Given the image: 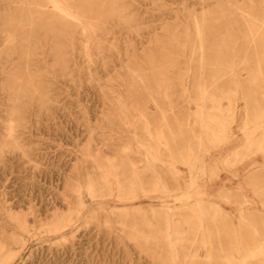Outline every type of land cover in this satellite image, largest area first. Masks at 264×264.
<instances>
[{
  "label": "rangeland",
  "instance_id": "1",
  "mask_svg": "<svg viewBox=\"0 0 264 264\" xmlns=\"http://www.w3.org/2000/svg\"><path fill=\"white\" fill-rule=\"evenodd\" d=\"M7 1L0 0V85L22 68V73L28 71L40 85L42 95L35 106L27 96H22V104H15L12 94L0 89V236L25 241L23 259L14 264L25 260L26 264H173L160 204L179 208L182 216L191 217L186 206L193 201L182 205L174 197L162 199L156 194L151 199L141 195L133 204L120 203L114 194L91 199L85 192L86 180L102 178L107 161L114 160L120 165L121 180L132 179L135 173L136 181L151 189L156 172L172 190L184 186L189 167L180 154L185 155L188 140L199 147L195 138L201 136L196 100L202 82L210 94L226 93L234 99L231 104L237 117L230 129L233 140L239 142L232 151L240 149L243 135L239 125L245 110L252 116L264 110V0H120L114 11L105 13L110 18L95 20L97 35L88 42L82 38V27L68 31L72 42L53 35V25L59 19L53 7L42 0L31 5ZM95 2L75 0L74 5ZM21 7L40 9L53 17L47 18L49 27L43 29L38 28L36 17L27 21L22 30L25 34L19 39L33 40L35 53L22 64L17 56L2 57L8 48L6 16L9 10L13 13ZM236 8L258 20L244 17ZM195 22L207 26L204 70L199 68L202 56ZM30 31L34 33L28 36ZM86 45L90 46V57ZM118 99L126 107L129 125L124 123ZM222 105L227 108L229 102L222 100ZM211 106L204 103L206 111H212ZM21 110L22 128L14 135L16 145L10 144L5 127ZM140 114L152 130L163 129L168 144L161 146L164 162L152 163L155 171L146 168L132 136L137 135L136 141L153 143L143 131L145 118ZM206 135L202 157L216 163L227 156L233 141L220 146ZM255 156L227 170L220 168L219 176L207 184L210 192L224 189L220 194L229 196L227 202L220 198L212 201L230 217L217 225L207 223L212 235L210 247H201L200 237L195 240V232L188 231L179 251L189 256L186 262L177 259L179 264H208L209 254L212 264H224L221 252L230 253L236 242L232 230L239 224L240 194L251 200L243 208L264 237V158ZM94 159L99 169L94 168ZM253 183L259 194L251 190ZM74 188L83 203L77 209ZM150 206L155 214L148 216L160 228L157 235L141 214ZM69 214L73 217L71 227L63 235L46 229L58 216ZM10 215L21 217L30 233L22 234L9 226ZM241 226L245 249H255L259 238L249 224Z\"/></svg>",
  "mask_w": 264,
  "mask_h": 264
},
{
  "label": "bare ground",
  "instance_id": "2",
  "mask_svg": "<svg viewBox=\"0 0 264 264\" xmlns=\"http://www.w3.org/2000/svg\"><path fill=\"white\" fill-rule=\"evenodd\" d=\"M23 3L28 5L35 4V0H20ZM43 3H47L53 7L54 15L59 20L53 25L52 33L53 35L58 36L59 38H66V42L73 41V35L68 31L72 27H82V38L85 42H88L89 39L96 34L94 27L97 26L95 22L96 19L107 20L110 18V15L105 14L106 12L114 11V5L120 0H96L94 4H83L80 7H76L75 0H42ZM8 3L14 1L8 0ZM253 2V1H252ZM103 3L106 4V7H103ZM38 4V3H37ZM112 4V5H110ZM41 5V4H39ZM237 11L244 17H249L253 21L258 20L257 17L251 13L245 12L240 8H236ZM36 17L39 20L37 26L38 28H47V18H53L51 15L47 16L46 13L40 9H30L20 8L18 11L11 13L9 10L6 20L7 25L6 29L9 32L8 35V48L5 51V54L2 57L6 59L12 58L14 56L18 57V60L22 64V60H30V57L34 55V41L27 40L22 42V37L25 33H22V30L26 27L27 21L30 20V17ZM16 18L17 22H13L12 19ZM19 22V23H18ZM87 27V28H86ZM89 27V28H88ZM206 24L205 23H194L195 36L199 43L200 55L202 60L199 63V68L204 70L206 68L205 60V45H206ZM34 31L28 32V36H31ZM252 36H255L254 32L250 30ZM69 34V35H68ZM58 43L60 41H57ZM85 52L88 57H90V46L86 45ZM57 54V53H56ZM20 64V66H21ZM213 67L217 66V63H211ZM19 66V67H20ZM137 77V76H136ZM140 79V77H137ZM203 79V78H202ZM256 79V77H255ZM204 80V79H203ZM239 86V84H237ZM1 90L9 91L14 100L15 104H22V96H27L29 103L35 106V101L42 99L40 94L41 87L34 80L33 76L25 71L22 73V68L16 69V71L6 79L4 83L0 85ZM44 89H42L43 92ZM264 97V95H263ZM222 100H227L229 106L223 108ZM198 110H197V122L201 127V136L195 137L197 141L198 148L193 146L192 142L188 140V145L185 147V155L180 154V159L189 167V177L184 179V186L172 190L168 187L163 180L160 178L156 172L154 173V181L152 183V188L148 189L145 187L143 182L136 181L135 177L137 174H132V179L128 181L121 180L120 178V165H117L114 160H108L105 166L106 172L103 174L102 178L92 179L88 178L85 183V192L91 199H99L103 196L114 194L117 200L123 204H133L136 200L142 195L145 198H153L151 195H158L156 198L165 199L166 197H174L176 200L180 201L182 205H188L187 203L193 204L186 206L187 212L191 217L182 216V212L179 208H174L167 206L165 203H161L160 206L164 209V222L166 224L165 232L166 239L168 241V246L171 250L173 264H179L177 259H183L187 261L186 258L189 256L187 253L179 251V247L182 248V240H186L187 232H195L194 239L200 237L201 243L200 246L207 248V245L211 246V229L207 225L208 222H212L217 225L223 223L230 217V214L227 213L218 202L212 201L214 198H220L227 202L228 195L223 198L220 194L224 189H219L216 193L210 192L207 184L211 182L216 176L220 174V168L227 170L228 168L235 167L242 161L256 157L255 155L263 156L264 158V110L260 114L250 115L248 110H245V114L241 119L239 128L242 131V147L238 151H232L237 147L236 144L239 141H234L231 134L230 125L236 119V109L232 107L231 102L234 101L229 94L222 93L220 95L210 94V90L206 83L202 82L199 87V95L197 98ZM208 101L211 103V110H207L204 107V103ZM118 105L123 110V115H125L126 107L118 99ZM28 116H31V112L27 111ZM141 117L145 118L144 115L140 114ZM22 110L18 114H14L10 119V124L5 127L7 135L12 140L10 144L16 145L14 140V135L22 128ZM26 118V115H25ZM145 126L143 131L147 134L146 136L153 143H144L136 141L137 135H132L135 143L138 147L140 153L144 156L146 163V168L148 170H154L152 163L164 162L161 157V146L168 147L167 142L165 141V136L163 135V129H151V123L145 118ZM124 123L129 125L128 116L125 115ZM204 134L207 137L211 138L210 140L213 143L223 146L233 141V145L228 149V154L226 157L221 158L216 163H209L202 157L201 148L203 146V136ZM210 134V135H209ZM241 139H239L241 141ZM171 166L175 163L174 156H171ZM251 160V161H252ZM94 168L99 169L100 166L97 164V161L94 159ZM218 163V164H217ZM220 165V166H219ZM222 166V167H221ZM264 166V164H263ZM251 190L255 194H259L260 190L256 183ZM74 192L78 195V200L75 203V208H81L83 205L80 197V193L77 188L73 189ZM240 194V192H239ZM241 201H238L237 204L241 206L239 209V215L237 219L239 224L234 227L232 230V239L236 242L232 245V251L230 253L221 252V257L223 258L224 264H249L251 261H256L257 263L264 264V237H260L258 229L255 226L254 222L249 221V213L243 207L250 204L251 200L248 199L246 195L240 194ZM261 204L264 207V201H261ZM126 207L132 208L133 205H124ZM150 210L142 209L141 214L143 215L144 222L149 226L157 235L160 232V228L156 226L152 219L149 218L148 214H155L154 209L150 206ZM72 214L68 216H58L51 224H49L46 229L51 232H56L60 235H63L64 232L71 227ZM191 218H193L191 220ZM193 223V227L191 224ZM247 223L251 226L252 231L255 236L259 238V242L255 249L247 251L241 242L242 238L240 231L242 224ZM8 225L14 227L17 232L22 234H29L25 223L22 221L21 217L9 216ZM25 241L21 238L9 237L5 234L0 236V264H14L19 259H23V249ZM212 254L208 255L207 263L212 264ZM23 264H26V260Z\"/></svg>",
  "mask_w": 264,
  "mask_h": 264
}]
</instances>
